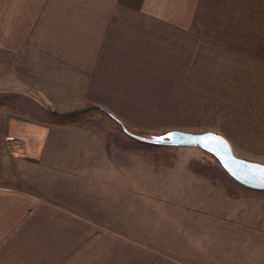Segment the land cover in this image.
<instances>
[{
	"label": "crops",
	"instance_id": "1",
	"mask_svg": "<svg viewBox=\"0 0 264 264\" xmlns=\"http://www.w3.org/2000/svg\"><path fill=\"white\" fill-rule=\"evenodd\" d=\"M41 54L51 67H21V56ZM49 69L80 86L78 100L40 84ZM4 91L62 111L57 101L98 104L125 121L168 120L174 103L193 102L241 146L229 120L264 119V0H0ZM2 113L22 148H0V264H258L235 263L231 242H217L232 210L153 203L177 180L192 194L195 183L212 188L191 172L192 158L178 172L108 144L100 130Z\"/></svg>",
	"mask_w": 264,
	"mask_h": 264
},
{
	"label": "rangeland",
	"instance_id": "2",
	"mask_svg": "<svg viewBox=\"0 0 264 264\" xmlns=\"http://www.w3.org/2000/svg\"><path fill=\"white\" fill-rule=\"evenodd\" d=\"M38 60H42L41 67L52 66L48 64V59L41 54L40 57L37 55L21 56V67H24L23 64H25L26 66L27 64H38V62H40ZM43 74L47 76H44ZM29 79L33 80L34 77L32 75H29ZM38 80L43 87L51 88L59 94L67 93L66 91L72 92V94H70V97L68 98L69 101H75L79 99V93L81 91L80 86L73 85L72 81L69 80L66 73H64L62 70H43L42 77H38ZM66 85H71V88L68 89ZM57 104H59L57 105L59 106V108L64 110H70L82 106L81 103L68 105L64 104V102L62 101H57ZM156 108L163 109L162 105L159 104L156 105ZM197 108L198 105L193 104V102L174 103L171 109V112L174 111V114H169L171 118L168 120L126 122L130 126L136 127L138 129H149L154 131L172 127L181 128L185 130L211 128L213 129L219 128L218 126L221 127L222 121H211L210 119L205 118L204 116H202L204 114L201 113L200 110H198ZM3 110H5V107L2 108L0 112V125L3 130V134L0 136V138L3 139L2 147L4 150H6L7 153L15 155L21 151L22 142L16 135H14L17 138V146H15L13 149H6L7 136L13 134H6V131L3 128L5 126L7 115L2 113ZM10 111L12 112L10 113V115L15 113L13 115L26 116L22 113L15 112L13 110ZM90 113H93L92 117L98 119V125L101 126V129L107 130L110 133L111 138H114L116 135H118V133H120V135L130 137L128 134L124 133V131H122L116 124L112 123L106 118H103L101 114L95 112ZM229 123V126L234 129L235 135L237 136V138H239V142L242 143L241 146L237 144L233 146L235 154L253 160L264 161V119H261L260 117L255 116L253 114L240 112L236 114L235 120H229ZM100 133L101 135H103L102 132ZM130 138L134 139L132 137ZM138 142L146 144L141 141ZM108 144L117 145L116 142H109ZM167 147L170 148L171 152L176 154V159L173 165H167L160 161L154 160L151 156V153L149 151H146L147 149L139 151H146L147 153H149L151 158L154 160L155 164H159L164 167H170V170L178 172H181L187 167V162L189 158H192L191 161L194 159L206 161L203 162L204 165L207 166L206 168L209 169V172L212 173L219 181H221V183L215 182L210 177L196 173L194 170L191 169L189 163V168L191 172H193L196 176L202 177L204 181H207L209 184H211L212 188H208V185L205 183H195L194 193L192 194L189 191V185L181 183L180 180H177L174 185H171V193L169 197L163 200L155 198L153 203H159L162 207H168L170 211H178L180 209H184L185 207H195L199 209L212 207L213 209L216 208L217 212L220 211L221 208L226 210H232V218L234 220L232 224V229H226L225 233L223 234L225 224L217 223V230L219 233L217 242L219 240V243L222 242L225 245H227L229 241L231 242V245L233 246V259L235 263H243V260H250V262L252 263L257 261L258 264H264V190L252 189L237 184L239 182L232 178L225 170H223L211 155L207 154L206 152L197 147ZM208 162L215 163L216 165H218V167L221 168L223 172L219 168H214V166H212ZM198 188H201L202 191H204V189L206 188L207 191L212 189V195H210L211 199L206 193L198 194V192H196ZM147 202L151 201L148 199ZM156 207L157 206L155 205V208ZM180 218L181 217L179 215L170 216V234L172 235L171 237H174L176 242L178 239L179 232L178 225L176 226L174 224H178V220ZM218 218L222 217H220L219 215ZM228 227L230 228L231 224H228ZM234 233L238 234L239 236L235 237ZM219 249L221 251V255L224 256L226 254L225 246L221 245Z\"/></svg>",
	"mask_w": 264,
	"mask_h": 264
},
{
	"label": "water",
	"instance_id": "3",
	"mask_svg": "<svg viewBox=\"0 0 264 264\" xmlns=\"http://www.w3.org/2000/svg\"><path fill=\"white\" fill-rule=\"evenodd\" d=\"M58 114L95 112L116 124L124 133L135 140L158 146H192L211 155L217 164L242 185L264 190V161L253 160L235 154L231 141L221 132L213 129L185 130L165 128L160 130L138 129L130 126L112 111L98 104H91L73 110L62 111L46 103Z\"/></svg>",
	"mask_w": 264,
	"mask_h": 264
},
{
	"label": "trees",
	"instance_id": "4",
	"mask_svg": "<svg viewBox=\"0 0 264 264\" xmlns=\"http://www.w3.org/2000/svg\"><path fill=\"white\" fill-rule=\"evenodd\" d=\"M8 108L18 113H22L32 120H35L39 123L44 124H65V123H79L85 125L89 129L100 130L104 132L106 136L107 143L116 142L121 148L127 150L139 151L147 149L151 153V156L154 160L160 161L167 165H173L176 159V154L170 151V148L167 146H158V145H146L140 143L134 139H131L125 135H116L114 138H111L110 133L107 130L101 129V126L98 125V119H95L93 113H78V114H58L51 111L42 101L34 98L33 96L16 91H4L0 92V112L2 108ZM81 116H80V115ZM3 134L2 127L0 125V136ZM122 134V133H121ZM113 140V141H112ZM131 141V142H130ZM3 145V139L0 138V148ZM202 160L194 159L190 162V167L196 173L210 177L215 182H220L212 173L209 172L204 165ZM214 168H219L218 165L212 162H208ZM222 171V170H221ZM223 172V171H222ZM228 176V175H227ZM229 177V176H228ZM230 178V177H229ZM231 179V178H230ZM244 187V185L237 183Z\"/></svg>",
	"mask_w": 264,
	"mask_h": 264
},
{
	"label": "built area",
	"instance_id": "5",
	"mask_svg": "<svg viewBox=\"0 0 264 264\" xmlns=\"http://www.w3.org/2000/svg\"><path fill=\"white\" fill-rule=\"evenodd\" d=\"M17 138L14 135L7 136V146L6 149H13L15 146H17Z\"/></svg>",
	"mask_w": 264,
	"mask_h": 264
}]
</instances>
